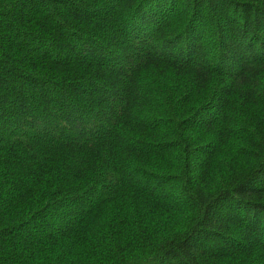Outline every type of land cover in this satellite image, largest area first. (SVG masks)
I'll use <instances>...</instances> for the list:
<instances>
[{"label": "trees", "instance_id": "trees-1", "mask_svg": "<svg viewBox=\"0 0 264 264\" xmlns=\"http://www.w3.org/2000/svg\"><path fill=\"white\" fill-rule=\"evenodd\" d=\"M0 264H264V0H0Z\"/></svg>", "mask_w": 264, "mask_h": 264}]
</instances>
